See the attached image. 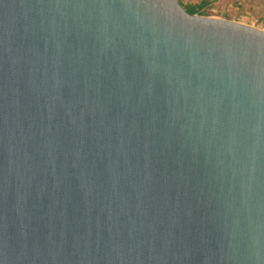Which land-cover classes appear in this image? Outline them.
<instances>
[{
  "label": "water",
  "instance_id": "1",
  "mask_svg": "<svg viewBox=\"0 0 264 264\" xmlns=\"http://www.w3.org/2000/svg\"><path fill=\"white\" fill-rule=\"evenodd\" d=\"M0 264H264V29L0 0Z\"/></svg>",
  "mask_w": 264,
  "mask_h": 264
},
{
  "label": "rangeland",
  "instance_id": "2",
  "mask_svg": "<svg viewBox=\"0 0 264 264\" xmlns=\"http://www.w3.org/2000/svg\"><path fill=\"white\" fill-rule=\"evenodd\" d=\"M209 15L239 20L264 29V0H217Z\"/></svg>",
  "mask_w": 264,
  "mask_h": 264
},
{
  "label": "trees",
  "instance_id": "3",
  "mask_svg": "<svg viewBox=\"0 0 264 264\" xmlns=\"http://www.w3.org/2000/svg\"><path fill=\"white\" fill-rule=\"evenodd\" d=\"M190 13L212 14V5L217 0H179Z\"/></svg>",
  "mask_w": 264,
  "mask_h": 264
}]
</instances>
